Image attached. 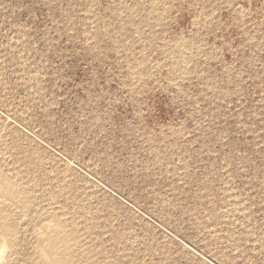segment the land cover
<instances>
[{"label": "rangeland", "instance_id": "obj_1", "mask_svg": "<svg viewBox=\"0 0 264 264\" xmlns=\"http://www.w3.org/2000/svg\"><path fill=\"white\" fill-rule=\"evenodd\" d=\"M0 173L4 264H264V0H0Z\"/></svg>", "mask_w": 264, "mask_h": 264}, {"label": "bare ground", "instance_id": "obj_2", "mask_svg": "<svg viewBox=\"0 0 264 264\" xmlns=\"http://www.w3.org/2000/svg\"><path fill=\"white\" fill-rule=\"evenodd\" d=\"M5 174L0 173V198L5 197L7 199H15L10 201L24 203V198H21L19 191L15 189ZM4 203L5 200H0V264H4L7 258L8 248L12 245V243H14L15 238V228L14 225L8 220V209ZM68 249L69 247L66 246L65 239L62 237H51V246L40 249L39 253L42 261L41 264L67 263ZM9 262L10 261H8V264Z\"/></svg>", "mask_w": 264, "mask_h": 264}]
</instances>
